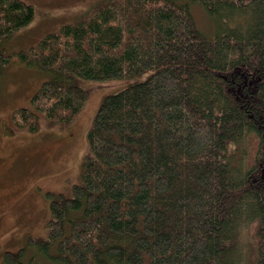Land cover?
Listing matches in <instances>:
<instances>
[{"label":"trees","instance_id":"trees-1","mask_svg":"<svg viewBox=\"0 0 264 264\" xmlns=\"http://www.w3.org/2000/svg\"><path fill=\"white\" fill-rule=\"evenodd\" d=\"M34 16L0 0V69L3 39ZM16 58L49 74L35 110L13 114L31 130L37 112L61 126L80 113L79 77L145 75L103 97L82 183L51 198L48 237L31 243L52 264H264V0H105Z\"/></svg>","mask_w":264,"mask_h":264},{"label":"rangeland","instance_id":"rangeland-1","mask_svg":"<svg viewBox=\"0 0 264 264\" xmlns=\"http://www.w3.org/2000/svg\"><path fill=\"white\" fill-rule=\"evenodd\" d=\"M35 8L27 25L8 34L2 41L13 59L0 69V264H10L5 252L24 249L22 260L30 264L37 255L38 264H52L37 251L31 239L48 237L52 196L74 195V186L82 183L81 163L88 149L87 133L103 97L142 80L137 77L111 79L77 78L88 91L84 108L66 126L49 124L37 112L39 127H18L14 111L20 107L35 110L31 97L48 77L44 70L16 58L50 32L73 23L105 0H24ZM199 27L212 33L214 21L199 4H192ZM36 112V111H35ZM13 129L9 132L7 129Z\"/></svg>","mask_w":264,"mask_h":264}]
</instances>
